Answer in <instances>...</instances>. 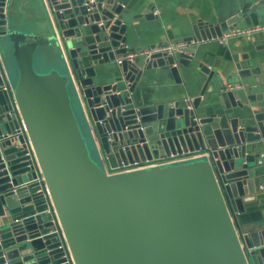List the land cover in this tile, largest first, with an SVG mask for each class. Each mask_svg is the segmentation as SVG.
I'll return each mask as SVG.
<instances>
[{
    "label": "water",
    "instance_id": "95a60500",
    "mask_svg": "<svg viewBox=\"0 0 264 264\" xmlns=\"http://www.w3.org/2000/svg\"><path fill=\"white\" fill-rule=\"evenodd\" d=\"M128 1L39 0L66 75L35 69V42L8 31L12 2L0 0V37L15 70L9 84L0 68V264H264V111L246 110L214 64L197 63L205 77L189 109L137 99L135 90L150 67L178 82L193 46L221 39L249 4L230 22L192 21L179 51L114 64L132 51L123 48ZM201 99L211 111L199 116ZM21 125L25 137L16 136Z\"/></svg>",
    "mask_w": 264,
    "mask_h": 264
},
{
    "label": "crops",
    "instance_id": "0c3cea01",
    "mask_svg": "<svg viewBox=\"0 0 264 264\" xmlns=\"http://www.w3.org/2000/svg\"><path fill=\"white\" fill-rule=\"evenodd\" d=\"M261 1L263 0H129L128 4L132 3L126 15L125 44L132 52H138L159 43H183L181 39L191 34L192 21L200 18L203 21L230 22V13L243 2L249 6L245 8V18L235 21V29L261 26L264 25V3L255 11L253 8ZM10 2V14L15 17L7 29L9 32H20L25 43L35 42L34 63L37 61L40 64L41 72L56 69L60 73L69 74L60 49L46 42L47 32L39 0ZM143 10L151 11L153 18H145ZM193 47L194 56L188 67L179 65L177 68L178 82L166 77L165 68L144 69L135 86L136 98L178 102L182 106V99L187 98L191 103L199 95L205 77L197 69V63L209 65V68L214 64L224 85L237 89L238 94H241L246 110L264 111V29L240 37L201 41ZM11 49V43L0 37V68L9 84L15 75L10 60ZM67 90L84 131L91 136L88 121L70 78ZM208 103L209 101L202 99L199 101L196 109L199 116L211 111ZM203 157L198 155L196 159ZM248 218L242 216L241 223L244 226L249 223Z\"/></svg>",
    "mask_w": 264,
    "mask_h": 264
},
{
    "label": "built area",
    "instance_id": "2783aa9c",
    "mask_svg": "<svg viewBox=\"0 0 264 264\" xmlns=\"http://www.w3.org/2000/svg\"><path fill=\"white\" fill-rule=\"evenodd\" d=\"M264 29V25H261V26H249V27H245V28H234L233 30H230V31H226L225 33L222 34L221 36V39H227L229 37H237V36H245V35H249V34H252L253 32L255 31H258V30H263ZM182 47H184V43H177V44H167V45H164L163 47L161 48H154V49H147L145 51H138V52H126L124 55L120 56V57H117L115 59V64H119L120 63V60L122 58H126L128 60H131L134 56H138V55H142L144 58L148 57V55L152 52H156V51H164L166 53H170L171 51H179ZM123 48L124 49H128L127 45L124 44L123 45ZM182 102L185 106V108L189 109L191 107V103H190V100L187 99V98H183L182 99ZM17 135H20L22 137H25V131H24V128L23 126H19L17 128V131H16V136ZM26 141V139H25ZM25 141H23V143H25ZM26 145V143H25ZM30 154L31 152L29 150L26 151V155H28L30 157ZM178 160H181V158H178V159H175V160H170L168 161L169 163L170 162H174V161H178ZM30 164H34V160L31 159L30 161ZM118 172L120 170H117ZM35 180L36 182L38 183V185L40 186V183H41V178L40 177H35ZM41 188V186H40ZM41 194L42 196L45 198V190H42L41 191ZM50 221L52 222V229L50 230L51 232H54L56 234V240L59 242V246L60 249L63 251L64 250V243H63V240L62 238L60 237V235L58 234L59 233V227L58 225L55 223L54 219H50ZM63 257H65V262H68V257L66 255V252L64 251L63 253Z\"/></svg>",
    "mask_w": 264,
    "mask_h": 264
},
{
    "label": "rangeland",
    "instance_id": "374dc122",
    "mask_svg": "<svg viewBox=\"0 0 264 264\" xmlns=\"http://www.w3.org/2000/svg\"><path fill=\"white\" fill-rule=\"evenodd\" d=\"M13 67V66H12ZM34 67H35V69H37V71L38 72H41V66H40V64L39 63H37V61H35V63H34ZM40 70V71H39ZM13 71H14V74H15V70H14V68H13ZM13 81V80H12ZM11 81V82H12ZM95 158H96V156H95Z\"/></svg>",
    "mask_w": 264,
    "mask_h": 264
}]
</instances>
